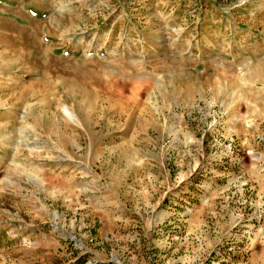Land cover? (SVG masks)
<instances>
[{
    "label": "rangeland",
    "instance_id": "1",
    "mask_svg": "<svg viewBox=\"0 0 264 264\" xmlns=\"http://www.w3.org/2000/svg\"><path fill=\"white\" fill-rule=\"evenodd\" d=\"M0 264H264V0H0Z\"/></svg>",
    "mask_w": 264,
    "mask_h": 264
}]
</instances>
